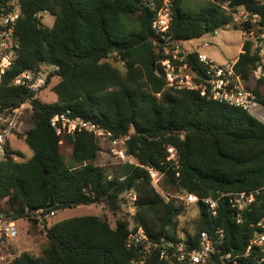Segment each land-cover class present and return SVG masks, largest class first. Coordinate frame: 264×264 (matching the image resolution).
<instances>
[{
	"label": "trees",
	"instance_id": "1",
	"mask_svg": "<svg viewBox=\"0 0 264 264\" xmlns=\"http://www.w3.org/2000/svg\"><path fill=\"white\" fill-rule=\"evenodd\" d=\"M13 1L0 0V10L10 9ZM183 1L172 0L170 29L162 37L152 28L159 0H18L19 48L3 75L0 102L5 115L24 103L32 105L33 128L17 134L33 156L20 161V153L10 148L0 163V212L10 221L43 225L47 245L38 257L23 252L4 264H131L139 256V250L126 246L131 221L154 242L178 240L186 208L174 197L167 201L141 165L164 173L161 189L168 196L186 191L216 197L264 187V124L198 91L169 89L161 66L168 58L166 43L199 39L230 25L238 28L232 24L238 7L260 15L264 25V0H209L194 11L185 10ZM46 13L55 17L52 27L43 24ZM198 56L189 52L186 63L201 72ZM111 59L120 61L124 72ZM260 62L258 51L247 42L236 70L264 105V75L254 77ZM42 64L58 68L47 79V87L58 79L52 87L58 100L53 103L13 84L17 74ZM262 68L264 73V63ZM62 113L91 120L114 138L129 136L125 148L137 164L111 168L114 175L108 179L106 166L97 165L101 147L93 134L57 135L50 121ZM170 146L177 151L178 163L167 159ZM132 192L135 211L125 213ZM260 200V212L244 213L242 224L236 223L226 200L216 219L200 202L192 226L182 232L197 243L201 231L220 225L231 248L243 249L251 235L249 220L264 209V189ZM88 205H101L119 216L115 225L95 215L48 221L51 212ZM145 264L168 263L155 249Z\"/></svg>",
	"mask_w": 264,
	"mask_h": 264
},
{
	"label": "built area",
	"instance_id": "2",
	"mask_svg": "<svg viewBox=\"0 0 264 264\" xmlns=\"http://www.w3.org/2000/svg\"><path fill=\"white\" fill-rule=\"evenodd\" d=\"M172 0H159V7L152 22V28L157 35L164 37L171 25ZM41 16V15H39ZM21 17V7L18 0L12 2L8 10H0V84L3 75L10 69L12 62L17 56L19 42L16 35V26ZM261 16L244 7H238L232 12V24L241 32V52L243 46L249 42L252 51H258L261 62L254 71L256 80L260 79L263 73L264 63V25L261 23ZM203 43V47H208ZM164 52L168 56L161 61L162 73L166 80L167 87L173 90L198 91L202 96L210 100L218 101L245 110L252 117L264 124V105L258 100L257 95L248 89L239 72L236 70L237 56L234 60H227L223 63L209 59L205 55L198 56V62L203 70L196 72L190 69L186 63V51L181 42L171 41L166 43ZM55 65L42 64L37 69H27L14 77L15 86L27 87L35 95L39 96L47 88V79L52 72L57 71ZM31 111L32 105L22 104L9 114L2 112L0 102V163L6 158L10 150L9 139L19 131V114L22 111ZM51 126L57 135H73L79 132H89L94 135L98 144H107L112 157L111 167L118 170L119 166L125 163L137 164L136 160L127 154L125 143L129 136L114 138L110 130L100 127L91 120L81 117H72L68 113L55 115L51 118ZM168 160L178 163L177 151L168 147ZM15 159H17L15 157ZM148 172L153 187L169 201L174 197L181 202L186 209L196 207L201 202L207 209L211 218H218L220 215V204L226 200L230 209L234 211L236 223L242 224L244 213L254 214L262 207V201H258L260 190L247 192L236 191L221 193L218 196L200 198L198 195L182 192L179 195L168 196L161 189V182L164 173L151 166H143ZM108 179H112L113 172L109 170ZM123 179V178H121ZM133 203L136 195L132 192L128 195ZM132 207L134 208L133 204ZM134 214V213H130ZM56 216L55 212L50 213V218ZM251 235L248 243L243 249H236L229 245L227 232L222 226H216L212 231L203 230L199 233L197 243L188 240L186 234L181 232L178 240L162 239L161 243L154 242L149 238L141 225L133 221L128 226L129 234L126 239V246L129 249L139 250V256L131 264H145L149 254L159 249V257L168 264H264V209L256 220H249ZM19 235L16 221H10L0 212V241H12ZM4 260V257H0Z\"/></svg>",
	"mask_w": 264,
	"mask_h": 264
},
{
	"label": "rangeland",
	"instance_id": "3",
	"mask_svg": "<svg viewBox=\"0 0 264 264\" xmlns=\"http://www.w3.org/2000/svg\"><path fill=\"white\" fill-rule=\"evenodd\" d=\"M209 0H184L183 8L187 11L198 10ZM55 17L49 13L42 15L43 24L52 27L54 24ZM203 43H208V47H203ZM182 47L188 51H196L200 55H205L209 59L216 62L223 63L227 60H234L239 56L241 50V32L239 28H235L232 25L225 29H220L215 33L206 34L199 39H193L191 41H184L181 43ZM113 65L118 67L122 72H124L123 64L115 59H111ZM58 82L57 78L52 79L50 85L39 94L40 98L44 102L53 103L58 100L57 95L52 91V87ZM19 132L20 134H25L30 129L33 128L34 124L32 121V116L30 111H22L19 114ZM11 146L18 153H20L19 160L27 161L33 156L32 149L27 145L24 138L17 135L11 136ZM101 150L98 155L97 165L106 166L110 170L112 157L109 153L107 144H99ZM69 151V150H68ZM67 160V159H66ZM115 169V167H113ZM135 208L132 207V202L130 201L128 205L124 207L125 213H134ZM85 215H95L108 218L112 226L115 225L116 219L119 216H113L101 205H88V206H78L74 208H69L58 212L56 216L48 219L50 224L55 222H60L65 219L85 216ZM198 210L196 207L186 209V213L180 217L178 232H182L183 228H190L192 226V221L197 217ZM16 226L19 231V235L16 239L12 241H0V257H4V260L0 259V264L19 256L23 252H28L36 257L40 256L47 245L46 231L43 225L39 224L33 226L29 221L20 219L16 221ZM173 230L170 231L173 234Z\"/></svg>",
	"mask_w": 264,
	"mask_h": 264
},
{
	"label": "crops",
	"instance_id": "4",
	"mask_svg": "<svg viewBox=\"0 0 264 264\" xmlns=\"http://www.w3.org/2000/svg\"><path fill=\"white\" fill-rule=\"evenodd\" d=\"M240 53H241V50H240ZM240 53H239V54H240ZM30 112H31V111H30ZM31 113H32V112H31ZM18 132H19V131H18ZM13 135H17V136H19L17 133H16V134H13ZM10 141H11V137H10V139H9V146H10V148H11L12 150L16 151L15 149L12 148V146H11V142H10Z\"/></svg>",
	"mask_w": 264,
	"mask_h": 264
}]
</instances>
